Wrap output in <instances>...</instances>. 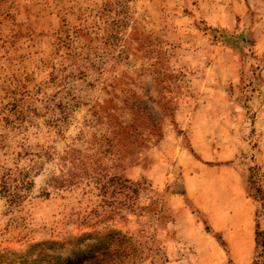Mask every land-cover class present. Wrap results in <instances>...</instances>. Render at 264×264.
I'll use <instances>...</instances> for the list:
<instances>
[{
    "label": "rangeland",
    "instance_id": "rangeland-1",
    "mask_svg": "<svg viewBox=\"0 0 264 264\" xmlns=\"http://www.w3.org/2000/svg\"><path fill=\"white\" fill-rule=\"evenodd\" d=\"M32 245L264 264V0H0V252Z\"/></svg>",
    "mask_w": 264,
    "mask_h": 264
},
{
    "label": "trees",
    "instance_id": "trees-1",
    "mask_svg": "<svg viewBox=\"0 0 264 264\" xmlns=\"http://www.w3.org/2000/svg\"><path fill=\"white\" fill-rule=\"evenodd\" d=\"M105 253L93 245H32L23 251L2 249V264H102Z\"/></svg>",
    "mask_w": 264,
    "mask_h": 264
}]
</instances>
